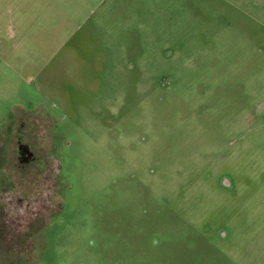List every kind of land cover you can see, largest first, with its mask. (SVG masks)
Returning <instances> with one entry per match:
<instances>
[{
	"label": "rangeland",
	"instance_id": "obj_1",
	"mask_svg": "<svg viewBox=\"0 0 264 264\" xmlns=\"http://www.w3.org/2000/svg\"><path fill=\"white\" fill-rule=\"evenodd\" d=\"M21 114L61 170L14 191L59 208L0 264H264V0H0Z\"/></svg>",
	"mask_w": 264,
	"mask_h": 264
},
{
	"label": "flooded vegetation",
	"instance_id": "obj_2",
	"mask_svg": "<svg viewBox=\"0 0 264 264\" xmlns=\"http://www.w3.org/2000/svg\"><path fill=\"white\" fill-rule=\"evenodd\" d=\"M50 117L52 120L54 119L51 115ZM26 120H28L26 114H21V116L16 115V118L11 120V124L3 125L0 128V243L2 245L5 240H14V235L11 233L13 229L12 225L15 224L16 227L19 228L18 232H21L16 239L21 240L22 245H24V249L14 250L15 253L25 250L29 251L26 248L27 240H33L39 224L44 221L46 222L50 215L59 208V202L57 204L51 202V204L48 205L49 210H46L42 207L44 204L40 205L37 201L30 202L25 196L19 195L18 191H14L15 187L12 177V171L14 169L21 173L28 170L30 164L41 165L42 169L45 171L44 175L51 177L52 183L47 185V194H49L50 191L55 194V188L61 170L59 161L53 156L50 157V142L47 149L48 156L46 157L44 155L43 157H37L30 149L29 143L25 141L27 128ZM11 142L14 145V159L13 162L10 160L12 164L8 162L12 154L10 151ZM31 225L35 227L33 228L34 231L31 230ZM4 250L8 253L10 251L14 253L11 248H6Z\"/></svg>",
	"mask_w": 264,
	"mask_h": 264
}]
</instances>
